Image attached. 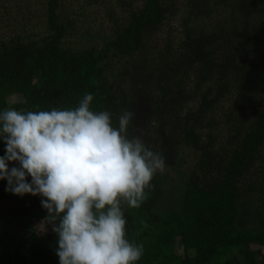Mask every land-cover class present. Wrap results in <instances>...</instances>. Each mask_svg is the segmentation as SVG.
<instances>
[{
  "label": "trees",
  "instance_id": "16d2710c",
  "mask_svg": "<svg viewBox=\"0 0 264 264\" xmlns=\"http://www.w3.org/2000/svg\"><path fill=\"white\" fill-rule=\"evenodd\" d=\"M67 1L44 2L45 33L14 24L20 32L0 40V110L74 108L91 93L93 109L116 124L139 88L153 106L151 129L157 122L148 139L159 141L165 126L203 157L178 180L157 173L141 206L124 207L127 237L144 249L138 264H264V0H106L121 12L108 15L115 35L78 50L63 44L75 26ZM21 8L32 21L29 5ZM111 55L126 64L121 80L106 73ZM220 125L225 137L215 134ZM6 186L0 181V264H59L43 198ZM247 207L255 226L241 225Z\"/></svg>",
  "mask_w": 264,
  "mask_h": 264
},
{
  "label": "clouds",
  "instance_id": "9594fccd",
  "mask_svg": "<svg viewBox=\"0 0 264 264\" xmlns=\"http://www.w3.org/2000/svg\"><path fill=\"white\" fill-rule=\"evenodd\" d=\"M74 108L0 110V181L16 196H40L58 236L59 264H138L142 244L127 237L124 207L139 208L165 157L129 135L135 113ZM10 165H15L11 166Z\"/></svg>",
  "mask_w": 264,
  "mask_h": 264
},
{
  "label": "rangeland",
  "instance_id": "374dc122",
  "mask_svg": "<svg viewBox=\"0 0 264 264\" xmlns=\"http://www.w3.org/2000/svg\"><path fill=\"white\" fill-rule=\"evenodd\" d=\"M46 0H18V2L13 0H6V3H3V7L0 11V40L6 39L11 33L15 34L20 32L18 27L26 24L24 30L34 31L37 34H43L46 30V21H45V2ZM90 0H68L67 10L70 15L68 16L70 20H75V26L70 30V34L64 39V46L72 48L74 50L82 49L89 46H97L104 42L107 37L114 36V32L117 30V25L114 21L108 16L111 12H114L116 15L112 18L116 19L119 16L121 20V12L112 10L107 1L103 2L96 7L91 8L88 6ZM114 3V2H112ZM21 5V7H19ZM26 5H29L30 10L33 12L31 17L32 21L28 23L25 22L24 17L26 14L21 13L25 11ZM141 5L140 2L137 4ZM31 6V7H30ZM133 7H137L136 4ZM7 8V10H6ZM110 12H109V11ZM109 12V13H108ZM28 14V13H27ZM176 22H173V26H176ZM166 31L172 26L166 25ZM164 35L160 34L162 38ZM124 60L117 58L115 55H111L109 61L106 64V73L111 79L116 80L119 78L121 80V73L125 66ZM131 70H133L131 68ZM130 76H125L122 81L125 86L131 88ZM118 81V80H117ZM132 100L130 102L129 111L135 113L134 124H135V133L134 135H142V138L145 142H149V147L156 152H159L165 157L166 167L164 173H169L173 178L179 179L181 173L185 170H191L194 168L197 161L203 157V153L197 150L189 149L179 138H172L168 134V127L165 126L159 127L161 133L159 134V141L155 142L154 140L150 141L148 131L151 133L153 138H156L155 129L152 130L154 126H157V122H153V126H149L151 123V118L155 119L152 111V105L149 100L143 96L142 91L139 88H135L132 91ZM153 121V120H152ZM216 128L215 134H223L225 137V128L221 125ZM149 138V139H148ZM182 138V137H181ZM223 138H220L221 140ZM241 225L245 227H252L256 225V220L253 219V211L247 207L243 210V216L241 219Z\"/></svg>",
  "mask_w": 264,
  "mask_h": 264
}]
</instances>
